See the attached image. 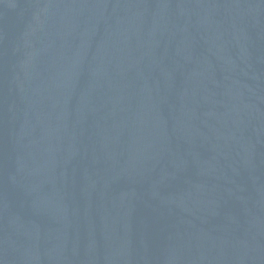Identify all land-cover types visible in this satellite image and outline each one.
Instances as JSON below:
<instances>
[{
  "label": "water",
  "instance_id": "1",
  "mask_svg": "<svg viewBox=\"0 0 264 264\" xmlns=\"http://www.w3.org/2000/svg\"><path fill=\"white\" fill-rule=\"evenodd\" d=\"M0 264H264V0H0Z\"/></svg>",
  "mask_w": 264,
  "mask_h": 264
}]
</instances>
